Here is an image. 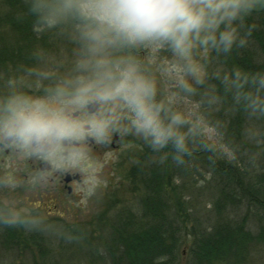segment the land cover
<instances>
[{
	"label": "clouds",
	"instance_id": "obj_1",
	"mask_svg": "<svg viewBox=\"0 0 264 264\" xmlns=\"http://www.w3.org/2000/svg\"><path fill=\"white\" fill-rule=\"evenodd\" d=\"M36 31L69 32L78 46L74 98L114 106L106 121L93 124L103 136L111 128L133 134L179 165L191 153V137L199 129L183 109L194 96L210 101L211 79L234 90L252 112L264 113V72L209 70V57L226 56L248 43L245 18L255 0H27ZM145 51L146 56L135 53ZM12 98L8 131L25 143L60 140L79 126L62 110ZM170 149V153L164 150ZM5 224L23 221L17 213L0 215Z\"/></svg>",
	"mask_w": 264,
	"mask_h": 264
},
{
	"label": "rangeland",
	"instance_id": "obj_2",
	"mask_svg": "<svg viewBox=\"0 0 264 264\" xmlns=\"http://www.w3.org/2000/svg\"><path fill=\"white\" fill-rule=\"evenodd\" d=\"M263 7L264 0H255L253 9ZM10 31L5 24H0V40H14ZM44 32L43 39L46 43L42 44L30 72L2 74L0 119L9 117L6 101L19 97L31 105L29 108L40 103L49 109L62 110L70 122L79 126L77 134L72 136L83 140L84 126L110 118L114 114V106L101 102L102 117H88L78 121L71 119V112L85 110L87 104L76 102L73 95V81L77 75L74 62L78 46L69 32ZM135 54L146 56L145 51ZM212 95L215 96L213 93ZM220 105L216 97L214 101H210L194 96L183 102V109L199 123L198 131L191 137V148H196L199 141L207 140L215 147L219 157L238 161L240 156H244L242 161H238V165L244 167L253 162L259 167L258 158L263 150L264 118L256 117L247 128L248 144L245 148L250 149V152L235 154L226 144L218 125ZM24 110H29L27 105ZM10 123L11 121L1 126L0 137L4 130H8ZM92 134L98 137L95 129ZM28 143L23 141V147H28ZM61 151L62 149L58 156L65 163ZM147 151L149 154L143 157ZM160 156L139 137L125 134L124 141L116 149L107 148L102 155L78 156L86 161L87 168L85 184L80 187L83 192L80 204L55 206L49 202L46 193L42 195L36 190H28L27 194L5 192L0 197V215L17 213L23 221L20 225L26 236L37 234L43 239V249L47 254L44 264H107L105 245L110 240V227L117 224L121 215L125 216L127 212L135 217H141L143 212L142 189H136L135 182L132 183L128 176L137 166L165 163V158L162 160ZM26 158L23 153L21 159L25 161ZM5 167L8 169V164ZM172 175L177 176V179L172 182L170 203L174 205L179 200L185 204L186 209L184 214L178 212L180 215H177L176 220L182 229L176 264H192L194 228L197 231L208 230L215 221L214 203L218 198L216 181L212 170L198 161L186 163L181 168L178 167L176 172L172 169ZM138 180L139 174L134 177V181ZM173 209L176 213V207ZM240 214L243 215V211L232 213L231 218L237 219ZM4 224L0 221V264H43L39 248L30 246L26 250L22 247L8 250L3 246L1 235ZM245 264H264V246L254 247Z\"/></svg>",
	"mask_w": 264,
	"mask_h": 264
},
{
	"label": "trees",
	"instance_id": "obj_3",
	"mask_svg": "<svg viewBox=\"0 0 264 264\" xmlns=\"http://www.w3.org/2000/svg\"><path fill=\"white\" fill-rule=\"evenodd\" d=\"M0 9V24H5L14 35V40H0L1 80L2 74L30 72L46 40L44 31L34 30L27 0H0ZM248 29L251 34L245 47L234 49L226 56L209 57L210 72L217 65L227 73L235 69L245 73L264 72V7L252 9L245 18L244 30ZM210 84L215 86L212 93L221 104L218 125L226 144L235 154L250 152L245 148L247 128L256 117L264 118V113L246 109L236 100L234 90L226 89L219 79H211ZM262 140L259 167L253 162L244 167L238 165L244 156L238 161L221 158L211 143L202 140L196 148H191L183 164L178 165L169 154L165 163L133 168L128 178L135 182L136 189H142L143 212L141 217L127 212L110 227V240L105 245L107 264H176L182 231L176 220L186 209L179 200L174 205L170 203L172 182L177 179L172 169L176 172L178 167L194 161L212 170L218 198L214 203L215 221L210 229L194 228L192 233V264H245L254 247L264 246V133ZM138 174L136 182L134 177ZM238 211H243V215L232 219L231 214ZM26 235L20 223L2 226L1 239L6 249L39 248L43 264L46 263L43 239L37 234Z\"/></svg>",
	"mask_w": 264,
	"mask_h": 264
},
{
	"label": "flooded vegetation",
	"instance_id": "obj_4",
	"mask_svg": "<svg viewBox=\"0 0 264 264\" xmlns=\"http://www.w3.org/2000/svg\"><path fill=\"white\" fill-rule=\"evenodd\" d=\"M30 106L27 104L29 110ZM102 111V103L99 114L89 113L86 104L85 110L71 112V119L78 121L102 117ZM7 115V119H0V129L3 124L12 121L11 113ZM108 119L103 118V121ZM93 129V125L84 126L83 140L74 136L60 140H32L26 148L23 147V140L4 130L0 137V197L5 192L16 194L36 190L42 195L46 193L49 202L55 206L80 204L83 197L80 187L85 184L87 168L86 161L78 156L102 155L107 148L116 149L125 139V134L111 128L103 136L98 134L97 137L92 134ZM61 149L65 163L58 156ZM23 153L27 156L25 161L21 159ZM7 164L8 169L5 167Z\"/></svg>",
	"mask_w": 264,
	"mask_h": 264
},
{
	"label": "water",
	"instance_id": "obj_5",
	"mask_svg": "<svg viewBox=\"0 0 264 264\" xmlns=\"http://www.w3.org/2000/svg\"><path fill=\"white\" fill-rule=\"evenodd\" d=\"M87 109L89 113L99 114L101 110V103L97 100L94 101L89 100L87 103Z\"/></svg>",
	"mask_w": 264,
	"mask_h": 264
}]
</instances>
